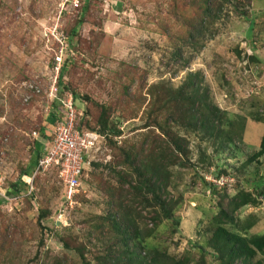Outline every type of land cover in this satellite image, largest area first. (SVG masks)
Masks as SVG:
<instances>
[{
  "label": "rangeland",
  "instance_id": "1",
  "mask_svg": "<svg viewBox=\"0 0 264 264\" xmlns=\"http://www.w3.org/2000/svg\"><path fill=\"white\" fill-rule=\"evenodd\" d=\"M90 1L71 48L67 32L79 21L86 0H0V264H85L75 250L63 247L62 240L84 247L87 263L108 264L103 257L114 232L108 231L109 226L104 233L94 230L107 214L104 192H112L109 186L101 191L105 184L100 182L116 187L106 168L112 151L105 141L89 154L72 206L63 197L56 170L36 177L32 193L21 176L46 149L41 129L52 134L49 121L58 104L50 97L51 68L60 41L67 42L70 50L64 81L78 94L76 106L82 118L83 97L90 99L94 111L93 104L115 101L128 68L147 71V87L165 84L173 89L188 74L199 73L202 89L214 105L227 111L225 118L238 116L236 129L242 139L232 147L222 150L219 143L195 133L187 139V158L180 160L185 166L177 163L166 170L161 195L175 202L185 239L173 233L166 219L155 229L146 220L147 213L137 217L140 209L132 197L124 199L127 209H137L133 216L141 230H155L142 254L148 257L147 264L155 250L158 264H201L203 259L205 264H217L209 253L202 257L198 246L210 237L207 230L219 215L220 202L224 199L226 205L242 189L253 192L264 180V156L247 162L259 151L264 135V0H232L197 48L184 46L179 64L171 44L181 37L185 19L173 15L170 0ZM148 112L147 103L135 116L117 110L112 119L121 136L115 141L125 148L137 144L147 133ZM220 176L224 179L216 185ZM208 184H215L219 194L213 196ZM41 212L46 213L44 219H39ZM235 219L241 226L253 225L249 234L264 235V202L242 208ZM257 260L264 262V256Z\"/></svg>",
  "mask_w": 264,
  "mask_h": 264
},
{
  "label": "trees",
  "instance_id": "2",
  "mask_svg": "<svg viewBox=\"0 0 264 264\" xmlns=\"http://www.w3.org/2000/svg\"><path fill=\"white\" fill-rule=\"evenodd\" d=\"M170 1L173 15L185 19L180 28L181 37L173 40L171 44L176 48L172 57L175 58V64H179L184 60V46L197 48L200 41L205 39L209 29L219 20L225 6L231 4L232 0ZM90 4L91 1L86 0L84 9L79 14V21L74 23L67 32L71 48L74 38L78 36V26L84 23ZM163 35L170 36V33L168 30H163ZM81 43H83L82 40ZM87 48H92L90 43ZM69 56L67 52L57 82V99L54 98V100H57L58 107L54 105L56 110L53 111L49 121L50 131L56 126V121L60 120L59 116L63 112L62 104L58 99L71 95L76 110L78 114L80 113L76 106L78 94L72 88V84L68 87L64 81L71 62ZM147 74V71L138 70V68H128L122 74L124 80L119 84L120 93L116 100L108 105L93 104L96 106L94 111L89 106L90 99L83 97L82 101L86 104L84 108L82 107L83 118L79 114L77 119V129L99 133L104 138L103 143L105 141L112 151V160L106 168L111 170L109 175L113 174L116 187L109 182H100V184H105L100 186L101 191H104L103 187L109 186L112 192L110 194L104 192L108 198L107 214L94 229L95 232L104 233L107 231L106 226H109L108 231L114 232V241L109 248V253L103 257L108 264H147L148 257L145 258L142 254L148 250L146 240L152 237L155 230H148V232L141 230L133 216L137 209L134 206L126 208L127 203L124 199L127 197H132L133 203L138 205L140 210L137 212V217L141 218L142 212L147 213L149 217L146 220H149L155 229L163 219H166L171 222L173 233L179 235L180 239L184 238L182 220L175 214L176 205L173 206L175 202L164 199L161 192L167 184L166 170L177 163L185 166L183 163L180 164V160L184 161L188 156V137L195 133L200 134L203 140L207 138L214 144L219 143L222 150L227 146L232 147L236 140L242 139L236 129L238 116L229 121L225 118L227 111L214 105L208 91L202 89L203 81L199 73L188 74L187 79L178 89L165 84L147 87ZM145 89H147L146 96L143 94ZM64 90L66 93H63ZM145 103L149 108L148 123L145 127L147 133L137 144H132L128 148L119 145L115 138L121 136V131L118 129V122L112 119L114 113L118 110L121 113L126 112L130 116H135ZM41 131L46 136L50 135L44 132L45 129ZM263 156L264 135L259 151L247 162L259 161ZM37 163L38 158L34 159L32 168L25 170L21 176H30ZM92 165L97 169L102 168V164L99 163ZM84 170L85 168L83 173ZM18 184H21L20 180ZM208 187L212 190L213 196L219 194L220 191L218 192L215 184H208ZM119 198L122 200L118 201ZM263 202V179L256 184L253 192L242 189L226 205L223 199L219 204V215L211 221L212 224L207 230L211 233L210 237L205 245L198 246L200 255L204 257L209 253L217 264H264L262 260L254 262L258 256H264V235L249 234L253 225L247 223L241 226L235 219V214L242 208L257 207ZM45 216L46 213L41 212L39 219H44ZM62 244L66 249L75 250L80 258L85 260V264H91L87 263L84 247L72 245L66 240H62ZM208 249L211 252H208ZM153 253L156 255L153 254L150 263L158 264L159 252L155 250ZM165 257L170 259L167 254ZM201 264H205L204 259Z\"/></svg>",
  "mask_w": 264,
  "mask_h": 264
},
{
  "label": "built area",
  "instance_id": "3",
  "mask_svg": "<svg viewBox=\"0 0 264 264\" xmlns=\"http://www.w3.org/2000/svg\"><path fill=\"white\" fill-rule=\"evenodd\" d=\"M59 43V52L54 56L51 68L54 79L50 89V97L53 99H57V82L62 71L64 56L70 51L67 42L60 41ZM58 101L62 104L63 112L59 116L60 120L56 121V126L51 131V141L43 155L38 159L33 173L29 177H23V181L32 193L36 177L48 171L56 170L64 187L65 194L63 197L67 204L72 206L80 192L83 169L87 163L86 159H88L89 154L100 149L104 138L95 131L77 129L79 114L71 95H66ZM36 135L35 132L34 136ZM223 179L222 176L214 182L216 185H220L219 183Z\"/></svg>",
  "mask_w": 264,
  "mask_h": 264
},
{
  "label": "crops",
  "instance_id": "4",
  "mask_svg": "<svg viewBox=\"0 0 264 264\" xmlns=\"http://www.w3.org/2000/svg\"><path fill=\"white\" fill-rule=\"evenodd\" d=\"M43 142L45 141V146L47 147L48 146V144L50 143V141H51V139H50V136L49 135H44V137H43Z\"/></svg>",
  "mask_w": 264,
  "mask_h": 264
},
{
  "label": "clouds",
  "instance_id": "5",
  "mask_svg": "<svg viewBox=\"0 0 264 264\" xmlns=\"http://www.w3.org/2000/svg\"><path fill=\"white\" fill-rule=\"evenodd\" d=\"M24 177H29V176H24Z\"/></svg>",
  "mask_w": 264,
  "mask_h": 264
}]
</instances>
